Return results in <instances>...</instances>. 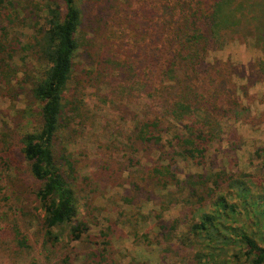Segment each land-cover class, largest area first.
Returning <instances> with one entry per match:
<instances>
[{"label": "trees", "instance_id": "obj_1", "mask_svg": "<svg viewBox=\"0 0 264 264\" xmlns=\"http://www.w3.org/2000/svg\"><path fill=\"white\" fill-rule=\"evenodd\" d=\"M42 1L44 24H32L34 36L39 38L34 46L24 42L18 50V39L10 41L7 30L0 26V74L12 54L35 48L34 56L41 66L30 94L39 105V125L20 136L16 146L24 165L23 180L36 209L42 212L38 229L43 243H57L62 234L69 241L80 242L85 235L93 249L84 260L99 257L100 261L94 264L106 261L105 254L111 248V226L100 235V244L92 241L98 236L88 235L89 224L97 223L90 177L79 174L80 159L66 149L59 135L69 124L65 115L66 92L82 82L84 85L77 73L85 61L91 67L81 70L85 77L100 69L110 70L109 75L126 81L137 74L149 76L141 87L155 104L154 114L136 123L128 145L138 144L158 152L141 178L146 187H179L192 200L189 216L199 214L196 221L190 219L186 225L191 237H177L176 243L189 241L191 248L197 244L200 258L206 245L218 252L232 243L237 248L236 263L264 264V199H256L255 191L235 175L205 167L209 146L217 138L219 117L240 111L243 105L237 92L246 93L244 85L238 90L236 86L229 89L228 75L231 77L232 73L221 68L211 70L220 61L207 62L206 54L238 32L264 45V0H137L136 7H132L133 0L116 5L109 0L110 6H106L107 0ZM2 2H9L10 8L20 11L12 0H0V10ZM30 5L25 4L28 8ZM116 15H121V23L132 34V45L128 47L123 46L122 40L115 43L114 36L107 35ZM257 68L264 74V56L257 61ZM163 135L168 136L166 141ZM8 137L7 133L0 135V167L7 172L21 168L10 155L13 145ZM178 156L190 160L201 172L180 179L175 162ZM3 181H10V177L5 175ZM134 195L124 197V201L132 203L127 198L134 200ZM239 216L243 217L242 223ZM155 222L157 234L163 237L167 223L161 219ZM11 230L13 247H28L20 229L12 225ZM202 239L208 242L203 245L204 250L199 243ZM64 262L72 264L69 259Z\"/></svg>", "mask_w": 264, "mask_h": 264}, {"label": "rangeland", "instance_id": "obj_2", "mask_svg": "<svg viewBox=\"0 0 264 264\" xmlns=\"http://www.w3.org/2000/svg\"><path fill=\"white\" fill-rule=\"evenodd\" d=\"M12 1L20 11L10 8L9 2H2L0 26L7 30L10 41L18 39V50L24 42L34 46L39 38L34 36L32 24L34 21H38L39 26L44 24L45 2ZM124 1L112 0L115 5ZM135 1L131 3L132 7L137 6ZM25 4L31 5L28 8ZM110 4L111 1L107 0L106 6ZM120 16H114L107 35L114 36L115 43L122 40L123 46L128 47L132 45V34L127 25L121 23ZM34 50L23 49L12 54V60L4 63L7 67L0 74V135H9V143L13 145L10 155L21 165L18 170L9 172L0 167V264H66L67 259L72 264H94L100 261L99 257L84 260L93 249L85 235L80 242L69 241L62 234L57 243H43L38 229L42 212L36 209V202L27 190L28 184L23 180L26 179L24 165L16 145L20 136L34 131L39 125V105L30 94L41 66L35 59ZM263 56L262 43L238 32L226 37L205 57L210 63L220 61L211 70L221 68L232 73L231 77L228 75L231 80L227 85L229 89H233L231 86H236L237 90L240 85L246 87V93L237 92L243 105L240 111L219 117L217 138L209 146L205 167L235 175L255 191L256 199H264V74L257 68V61ZM82 64L81 70L91 68L85 61ZM81 70L77 75L83 79L84 85L82 82L66 92L65 115L69 124L59 135L66 149L80 159L79 174L90 177L88 182L97 223L89 224L88 235L98 236L92 241L100 244V235L107 232L108 225L111 226V248L105 254L106 261L101 260L100 264H131L134 261L148 264H212L213 261L239 264L234 258L237 248L232 243L216 252L202 239L199 242L202 249L206 245L202 258L197 255V244L191 248L189 241L176 243L177 237H191L186 225L192 219L196 221L199 215L189 216L192 200L174 185L160 190L146 187L141 180L146 168L157 159L158 152L146 150L138 144L130 147L128 136L139 120L154 114L155 104L144 95L141 87L149 76L137 74L126 81L109 75L111 71L107 69L95 71L90 77H85ZM167 137L163 135L164 141ZM175 162L177 176L182 180L190 173L201 172V168L184 157H176ZM5 175L10 181H3ZM133 195L134 200L127 198L132 203L124 201V197ZM238 218L242 223L243 217ZM156 219L167 223L166 236L157 234ZM12 225L25 235L28 247H13Z\"/></svg>", "mask_w": 264, "mask_h": 264}]
</instances>
